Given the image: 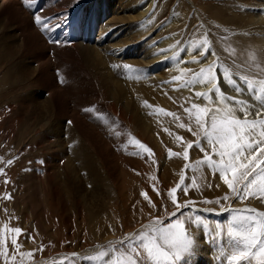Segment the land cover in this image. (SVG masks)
Instances as JSON below:
<instances>
[{"label":"rangeland","instance_id":"374dc122","mask_svg":"<svg viewBox=\"0 0 264 264\" xmlns=\"http://www.w3.org/2000/svg\"><path fill=\"white\" fill-rule=\"evenodd\" d=\"M152 1L155 5L154 14L160 16L155 26L156 35L152 39L147 37L139 41L137 44L141 43L136 46V51L123 41L126 35L140 26L142 20L132 23V26L116 22L115 16L126 18L132 12L124 6L122 10L125 11L117 13L114 7L118 0H114L115 3L112 0H98L99 4L94 2L101 15L99 24L112 27L114 21L117 23L111 30L113 38L109 43L114 45L111 44L114 53L106 50H98L101 53L98 56L97 53L95 56L91 53L92 47H100L101 35L97 29L99 33L95 32V38L87 40L91 46L84 45L90 46L91 50L86 48L87 53L83 52L86 49L73 50L65 45L49 50L48 60L51 59L54 71H45L38 80L33 76L38 64L35 63L36 51V57H32L28 49L27 53L13 49L10 54L8 46L2 48L0 45L1 69L9 73L6 79L0 74V168L4 170V175H0V236L4 237V247L9 253L8 264H108L114 256L121 260L130 259L132 257L124 255L128 251V237L146 231L145 226L156 219L167 224L170 219L176 218L171 213L177 209L167 195L173 188H177V203L183 205L193 201L188 208L177 211L189 234L198 241L204 237V241L208 242L205 243L211 264H227V255L233 246L231 244L236 243L228 233L230 228L239 227L232 221V210H241L242 214H246L242 210L250 208L264 212V197L250 195L243 201L239 200L223 183L219 173L213 172L203 163L204 154L199 149H188L189 160L183 158L186 142L192 141L195 145L197 140L187 130L188 126L196 130L194 115L189 120V113L185 109H191L193 103L200 107L220 106L215 91L207 83L199 82L201 68L200 71H189L185 76L176 75L174 81L170 82L169 86L173 85L179 90L176 101L165 94L173 102L169 107L152 106L153 100L141 103V96L136 95L140 90L137 86L142 87L145 83H148L145 85L147 88L151 85L156 88L155 82H152L154 76L151 75L150 64L137 65L136 61H142L147 49L156 46L158 41H170L171 37H175L177 40L170 43L174 56L188 48L193 55L196 54L194 58L189 52L191 58L193 56L198 62L204 58V63L212 67V74L218 78V86L228 98L226 102L231 106L234 100L246 101L251 110L247 119H264V110L259 117L256 114L257 108H262L256 97L264 95L259 92L262 87L260 81H264V70L260 66L264 64V2ZM123 2L135 4L134 0ZM105 10L108 13L103 16ZM171 18L174 26L168 30L166 27ZM252 19L259 22L255 24ZM8 28L0 31V41L17 44L13 38H9L13 30L10 26ZM258 39H263V42ZM114 43L121 47L118 48ZM103 52L105 57L109 56L111 61H115L106 59L107 71L99 67L101 65L95 60L104 56ZM123 55L126 59H123ZM206 57H212L213 61L207 63ZM125 65L128 67L125 68ZM91 67L95 71H91ZM224 68L229 70L236 85L242 89L240 93L224 80ZM204 74L207 75V71ZM56 76L62 77L63 83ZM146 79L148 82H145ZM245 79L251 81L257 91L249 89ZM179 84L182 87L187 85V88L182 89L178 87ZM147 88L144 91L147 92ZM6 89H10L9 93ZM192 92L207 93L211 101L193 97ZM124 102L130 105V124L123 123L118 117ZM143 105L148 114L141 109ZM85 108L94 111L85 112ZM168 113H174L179 119ZM148 115L164 124L154 126L155 130H152L153 126H139ZM236 115L244 119V114L239 110ZM180 123L186 127L180 128ZM143 130L149 132H144L148 134L147 137L141 133ZM150 132L155 138L150 137ZM176 136L182 139L177 141ZM199 139L206 146L203 137ZM135 140H140L150 148L151 155L140 149ZM206 151L211 154L210 148L206 147ZM170 152L177 155H170ZM213 159H217L214 154ZM9 160L13 161L11 165L7 163ZM181 179L184 180L183 185L180 184ZM5 180L10 182L5 184ZM185 185L188 186L186 193L183 191ZM240 190L243 191L242 188ZM5 193L10 194L12 199H6ZM142 194H146L148 199ZM225 195L229 197L228 200L223 199ZM206 200L212 203H205ZM216 200H220V203H215ZM180 212L184 215L180 216ZM196 216L201 217L199 227L194 222ZM205 225L210 236L211 227L216 226L217 239L231 243V247L226 243L221 244L223 247L226 245L225 250L229 248V252L225 251V255L221 256L220 252L211 250L213 238L210 239L209 235L205 237ZM15 227L21 228L22 232L15 234L21 247L15 250L13 261L11 239L14 234L6 229ZM29 237L32 239L29 240ZM121 240L125 241L124 245L119 243ZM113 249H116L115 253ZM253 251L255 255L252 258L242 259L239 264H264L259 246ZM29 252L31 256L23 255ZM101 252L106 255L100 257ZM132 255L139 264H148L143 249H140V256L136 257L135 253ZM196 263L192 260V264ZM0 264H5L3 256H0Z\"/></svg>","mask_w":264,"mask_h":264},{"label":"snow or ice","instance_id":"6c2138e0","mask_svg":"<svg viewBox=\"0 0 264 264\" xmlns=\"http://www.w3.org/2000/svg\"><path fill=\"white\" fill-rule=\"evenodd\" d=\"M24 2L26 5L31 6V0H24ZM56 19H60V17H56ZM33 23L39 26L42 31L51 30L49 19L42 17L40 14L34 15ZM53 43L59 44L60 42L54 41ZM124 67L127 68L128 66L125 65ZM223 73L224 80L237 93H240L242 89L236 85L229 70L224 68ZM59 82L63 83L62 77L59 78ZM196 82L193 81V83ZM199 82L207 83L215 91L220 106L216 108L200 107L193 103L191 109H185L189 113V120H192L194 115L196 130L193 131L190 126L187 127V130L194 137H197V140L195 145L192 141L186 142V150L183 152L184 160H189L190 154L188 149L195 147L204 154L203 163L213 172L219 173L223 183L232 190L233 195L237 196L239 200L243 201L250 195L253 197H264V167L261 166L264 165V119H247L251 114V110L247 106L246 101L234 100L230 106L226 102L228 98L225 96L224 91L218 86V78L212 74L211 66L207 69V75L204 74L203 70L201 71ZM245 83L249 89L257 91L251 81L245 79ZM260 84L262 87L259 89V92L264 93V81H260ZM195 95L203 97L206 101H211V97L207 93L197 92ZM256 99L260 101L262 106V108H257L256 110V114L259 117L262 110H264V95H258ZM83 110L85 112L94 111L92 108H85ZM237 110L244 114V119L238 118L236 115ZM168 115L175 117L174 113H168ZM175 118L179 119L178 117ZM178 126L180 128L186 127L183 123H180ZM201 136L206 141V146L201 144L199 139ZM175 139L180 141L182 138L176 136ZM135 143L140 149L151 155L152 150L150 148L139 140H135ZM206 147L210 148L211 154L206 151ZM213 154L217 159H213ZM134 155H139V153H134ZM170 155L177 154L170 152ZM7 163L11 165L13 161L9 160ZM0 175H4L2 168H0ZM9 182L8 180L4 181L5 184ZM180 184H184L183 179H181ZM209 187L211 186L209 185ZM241 188L243 191L240 190ZM183 191L185 193L188 191L187 185L184 186ZM176 192L177 188H173L167 195L171 198L177 211L181 208H188L193 203V201H188L183 205L177 203ZM142 195H144L145 199H148L146 194ZM5 198L8 200L12 199L8 193H5ZM223 199L228 200L229 197L225 195ZM204 202L212 203V201L208 200ZM215 203L219 204L220 200H216ZM152 206L155 207V205ZM177 211L171 213V216L176 218L174 220L170 219L169 223L164 224L162 220L156 219L152 224L145 226L146 231L140 232L138 236L127 238L128 251L124 255L132 258L121 260L114 256L113 259L108 261V264H139L132 254L135 253L136 257L140 256V249H143L147 254L148 264H192L193 257L198 252V239L194 235L189 234L185 222L177 216ZM242 212L246 214H242L241 210H232V221L239 227L230 228L228 233L236 240V243L232 246L230 254L227 255V264H239L242 259L248 260L252 258L255 255L253 250L257 246H259L260 255L264 257V212H258L256 209L251 208L244 209ZM183 215L184 213L180 212V216ZM194 222L196 227H199L201 217L196 216ZM6 231L14 234L11 239V244L14 248L11 259L14 261L15 250L21 247L17 243L15 234H20L22 229L15 227L6 229ZM203 231L207 238L208 229L206 225ZM28 239L31 240L32 237ZM119 243L124 245L125 241L121 240ZM112 251L115 253L116 249ZM23 255L31 256L32 253H23ZM99 255L100 257H104L106 253L101 252ZM220 255H225L224 249H221ZM0 256H3L5 264H8L9 253L4 247L3 236H0Z\"/></svg>","mask_w":264,"mask_h":264},{"label":"bare ground","instance_id":"6f19581e","mask_svg":"<svg viewBox=\"0 0 264 264\" xmlns=\"http://www.w3.org/2000/svg\"><path fill=\"white\" fill-rule=\"evenodd\" d=\"M103 1L106 2V0H103ZM118 1L119 2H117L116 6L114 7L117 10V13H121V11L124 12L125 10H122V8L124 6H126V8L128 10H130L132 13L130 16H126V18H125V16H123L124 18L115 16L114 20H116V22L126 24V25L129 24L132 26V23H135V22L142 20V23L140 24V26L136 27V29L132 33L126 35V37L123 41V43H125L126 46H133L135 49L134 51H136V46H138L141 43L140 42L139 44H137L139 41L145 40L147 37L152 39L153 35H156L155 26H156V23L159 22L160 16L154 14L153 7L155 5H154V1H152V0H134L135 4L125 3V2H123V0H118ZM94 2H96V4H99L98 0H31V6H28L25 4L24 0H0V31H3V30L5 31V28H8V26H10V28L13 31H10L9 38H13V41L15 43H17V44H9L8 43L9 41L7 42L5 40L6 42L0 41V45L2 46V48H6L8 46L7 51L11 52L10 54H12L13 49H19V51H21V52L24 51V53H27V49H28L29 52L32 53L31 54L32 57H34L35 56L34 53L36 51L37 62H35V63L36 64L38 63V64L36 65V71H35V73H33L35 75H33V76H35L37 78V80H38V78L42 77L44 73H46V72L51 73V71H54L53 70L54 66L51 62V59L49 58V60H48L49 50L51 51V49H54V48L57 49L58 47H63L62 45L70 47L73 50L79 49V50L83 51L86 48L90 49L91 43H89V41H87V40H92L93 38H95L96 33L100 32V35H101V38L99 37L100 38L99 39L100 47H96V46L92 47L91 48L92 50L90 49L91 53L94 56L96 55L95 53H97V56H98V54L100 53V52H98V50L99 51L106 50V51L110 52L111 54H113L114 52H112V48L114 45L111 43L113 45L112 46L109 43H110L111 38H113L111 30L116 27V26L114 27V25L117 23L114 21V25L112 27H109V25H107L105 27V26H103V23H102V25L99 24V21H100L99 17H101V15L99 14V11L96 9V7H95L96 5L94 4ZM112 2H114V0H112ZM260 2H264V0H261ZM117 5H118V7H117ZM107 13H108V11H106V13L103 16H105ZM35 14H40L42 17L49 19L50 29H51L50 31H42L39 28V26L34 25L33 18H34ZM158 16H159V18H158ZM56 17H60V19H56ZM252 22L253 23L255 22V24H256L259 22V20L256 21L255 19H252ZM262 22L264 23V19L262 20ZM172 26H174L173 18H171V20L168 22V26L166 28L169 30V29H171ZM263 26H264V24H263ZM73 27H76V31L74 33H71L70 30ZM97 29H99L100 31ZM263 31H264V29H263ZM152 32H154V34H152ZM3 34L4 33H2V37L4 38ZM93 34H94V36H93ZM107 34H108V37H106ZM159 34H161V33H159ZM57 35H58V37H56ZM98 36L99 35L97 34V38H98ZM0 37H1V35H0ZM174 38L175 37H171L170 41H165V42H164V40L160 41V42L158 41V43L156 41L157 44L154 42L156 44V46H154V47L151 46V48L147 49L145 55L143 56V60H142L143 62L140 61V59L136 61L137 65L138 64L144 65V63L147 65L150 64V67H151L150 72H151V75L154 76V79L153 80L151 79V80H152V82L153 81L155 82L154 86H156V88H152V85H151L149 88H147L148 86L147 87L145 86L146 84H148V83H145V82H148L147 79H146L147 81L144 82L145 84L143 83L144 84L143 86H145V89L147 88V92L144 91L145 89H142L143 88L142 85H141L142 87L137 86L138 87L137 89H140V90L138 92H136V95L141 96L142 99L139 97H135V95H134V97L143 100V102H141V103H146V102L149 103L148 102L149 100H153L152 106L156 105V107H160V108H164L163 106H165V108L169 107L173 103L172 102L173 100L176 101L175 98L177 96V89L178 88L174 87L173 85L169 86L170 82L174 81V78L176 75L185 76L184 75L185 73H187L189 71L192 72V70H194V69H197L196 71H200V70L202 71L203 70L204 72H206L207 68H209L210 65L204 63L205 62L204 58H202V60H200L199 62L196 59H193V56H194V58H196L195 57L196 54L193 55L192 54L193 52L191 53L190 51H188V48L183 49L181 53L176 54L174 56L173 55L174 53L172 54L173 49H171V47H170L171 46L170 43L172 42L171 44H173V41L177 40V38H175V39ZM257 38H259V37H257ZM5 39H7V38L5 37ZM263 39H258V40L263 42ZM159 40H161V39H159ZM254 40H257V39L255 38ZM54 41H59L60 43L59 44L53 43ZM95 42L97 43V39ZM117 43H119V42H117ZM114 44H116V43H114ZM134 44H135V46H134ZM84 45H90V46H84ZM148 45H149V43H148ZM116 46H117V44H116ZM101 47H104V48H101ZM120 47H118V48H120ZM144 50H145V48H144ZM86 51L88 52V49L84 50L83 52H86ZM83 52H80V54L81 53L83 54ZM189 52H190V55H193L192 58L189 55ZM92 54H90V55H92ZM103 54H104V56L103 55H102V57L99 56V57H101L100 58L101 60L98 57L95 60L98 62V64L101 65L99 67H101V68L106 67L107 68L108 64L106 63V59L110 60L111 58H109V56L105 57L106 54L104 52H103ZM137 55H139V51L137 52ZM111 57H112V55H111ZM114 58H116V57H114ZM123 59H126V58H124V55H123ZM90 60L93 61V58H91ZM91 61H90V63H91ZM112 61H114V59ZM206 61H207V63H209V62L213 61V58L212 57L207 58ZM93 62L96 63L95 61H93ZM260 66L264 70V64H262V65L260 64ZM2 67H4V65H2ZM92 67H94V66H92ZM92 67H91V71L92 70L95 71V69H92ZM96 68H97V66H96ZM106 68H105V70H106ZM199 68H201V69L199 70ZM4 70H5V68H4ZM199 73L201 74V72H199ZM0 74L5 79L9 77V73L4 72L1 69V65H0ZM107 75H109V74H107ZM48 78H51V77L49 76ZM57 78H59V77H57ZM141 79H143V77H141ZM149 82H150V79H149ZM161 82H163V83H161ZM12 83L13 82H11V84ZM140 83L142 84V82H140ZM179 86H180V84L178 85V87ZM11 87H13V86H11ZM181 87L182 86H180V88ZM183 87H184V89L187 88L186 86H183ZM183 87H182V89H183ZM5 88H8V87H5ZM56 89H58V88H56ZM8 90L10 91V89H8ZM128 90H130V89H128ZM9 91H8V93H9ZM124 93H125V91H124ZM192 93H193V97L196 96V95H194L195 92H192ZM165 94L167 96L171 97L172 101L167 99L165 97ZM178 95H180V94L178 93ZM59 99H62V98H59ZM59 99H56V100H58V102H61L62 100H59ZM60 104H62V103H60ZM144 105L141 109L146 110V112L148 114V110H147L146 106L144 107ZM147 106L150 107L151 104L150 105L147 104ZM120 108H121V111L119 112L118 117L120 118V120L123 123L130 124V120L128 118L130 105H128L124 102ZM15 109H17V107ZM141 121L142 122L139 124V126H145V125L146 126L149 125L150 127L153 126L152 130L154 129V126H159L162 123L164 124V122L161 123L160 121H158L156 119L154 120L149 115L146 119H143ZM22 123H24V122H22ZM144 129H146V128H144ZM146 131L147 130H145V131L143 130V131H141V133L142 132L144 133ZM148 131H150V130L148 129ZM138 132H139V130H138ZM146 133H144L146 135L145 137H147V135H148ZM151 133L152 132H150V137L152 136L151 138H153V137L155 138L154 134L151 135ZM92 137H94V136H92ZM113 141H114V139H113ZM144 142H145V138H144ZM117 153H118V151H117ZM214 225H215V223H214ZM216 234H217L216 226L215 227L212 226L211 227V236L209 234L208 235H209L210 239L212 237L213 241L215 240L216 242H214L213 245L211 246V250H214L216 252H220L221 248H223L225 250V246L228 244V242L225 239L220 241L219 238L217 239ZM220 234H221L220 235L221 238H223L222 232ZM201 240H203V241H201ZM201 240L198 241V252L193 257V260L195 262H197L196 264H203V262L205 260H206V263H204V264H211L209 262L211 257L209 256V253H208V250L206 247V243H208V242L204 241L205 240L204 237ZM223 243H226V245H224V247L221 245ZM229 244H231V243H229ZM229 244H228V246H230ZM220 245H221V247H220ZM231 245H234V243ZM225 251L229 252L230 250L228 248Z\"/></svg>","mask_w":264,"mask_h":264}]
</instances>
